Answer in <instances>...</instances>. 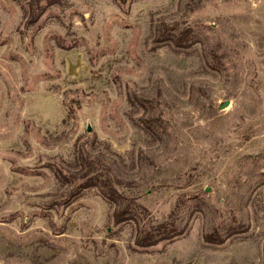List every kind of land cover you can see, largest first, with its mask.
<instances>
[{
    "label": "rangeland",
    "instance_id": "1",
    "mask_svg": "<svg viewBox=\"0 0 264 264\" xmlns=\"http://www.w3.org/2000/svg\"><path fill=\"white\" fill-rule=\"evenodd\" d=\"M0 264H264V0H0Z\"/></svg>",
    "mask_w": 264,
    "mask_h": 264
},
{
    "label": "trees",
    "instance_id": "2",
    "mask_svg": "<svg viewBox=\"0 0 264 264\" xmlns=\"http://www.w3.org/2000/svg\"><path fill=\"white\" fill-rule=\"evenodd\" d=\"M146 127L149 131L154 133V126L151 123H146ZM82 157V155H80ZM93 182V185H98L101 193L106 197L112 204L116 206L115 217L117 221L126 218L135 217L134 210L129 206L130 204H124L120 200H118V195L111 181H101L100 175L95 174L90 178ZM128 214V216H126ZM136 219V217H135ZM139 225V223H138ZM138 227L137 234V243L142 246L154 244L162 239L172 237L174 234H170L165 229V223H160L157 227L152 230L146 228L145 225Z\"/></svg>",
    "mask_w": 264,
    "mask_h": 264
},
{
    "label": "water",
    "instance_id": "3",
    "mask_svg": "<svg viewBox=\"0 0 264 264\" xmlns=\"http://www.w3.org/2000/svg\"><path fill=\"white\" fill-rule=\"evenodd\" d=\"M226 104H227V102H224V103L222 104V107L225 106Z\"/></svg>",
    "mask_w": 264,
    "mask_h": 264
}]
</instances>
